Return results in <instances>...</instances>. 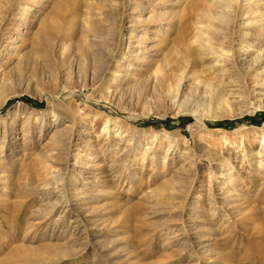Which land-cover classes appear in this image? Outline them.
<instances>
[{
	"label": "rangeland",
	"instance_id": "rangeland-1",
	"mask_svg": "<svg viewBox=\"0 0 264 264\" xmlns=\"http://www.w3.org/2000/svg\"><path fill=\"white\" fill-rule=\"evenodd\" d=\"M57 1L0 0V17L13 7L0 36V264H264V72L199 66L180 82L135 63L120 80L113 68L93 77V53H109L118 26L122 58L130 16L146 20L161 5L134 0L147 9L133 12L124 0L118 23L111 0H89L98 13L62 0L51 21ZM182 1L174 9L187 14L188 40L200 0ZM253 2L260 16L245 30L258 44L264 0ZM143 25L135 33L148 39L133 46L148 59L171 47L187 55L178 31Z\"/></svg>",
	"mask_w": 264,
	"mask_h": 264
},
{
	"label": "bare ground",
	"instance_id": "bare-ground-1",
	"mask_svg": "<svg viewBox=\"0 0 264 264\" xmlns=\"http://www.w3.org/2000/svg\"><path fill=\"white\" fill-rule=\"evenodd\" d=\"M68 1L70 2V4H74V6H77L79 4V0H68ZM131 1H133V5H132L133 12L143 11L147 9L144 5L143 6L141 5L142 3L139 4V3H136L134 0H131ZM131 1L128 0V2H131ZM150 1L155 2V4H160L161 7L158 8L157 11L151 10L150 11L151 15L146 20H136L137 18L135 19L133 15L131 16L129 15L131 18H133V21H132L133 26H131L132 28L130 30V33L128 37L126 38V40H128L127 51H125L124 53L126 57L121 58V51L123 50L122 47L125 43V39H123L124 32L122 31L123 29H122V26H120L121 25L120 24L117 30H115V35H117V39H114L115 35L112 34V36L113 35L114 36L111 38V42L108 40L110 42L109 43L110 45L108 47L109 53H106L105 51L106 53L105 56H104V53L102 52L101 54L100 51H99L100 53L99 52L93 53V55H97L99 58L101 57L100 59L98 58L99 60L97 59L98 61L96 62V64L92 63L93 66L91 70L93 71V77L98 75V77L103 79L110 73L111 71L110 69L113 68L115 72L113 71V73L112 74L110 73V75L116 78L117 80H120V78L122 77L124 73H125V76H128L129 71H131V69H137V67H135V63H140L141 65L145 64V65L153 66V67L156 66L155 71L161 70L164 72L165 75L169 74V75L175 76L178 81L180 79V82H182L187 77L189 78L192 75V74L189 75L191 72H194V74H196L199 71L198 70L199 66H202L201 67L202 69L211 68L213 69L214 72H219V73H222L223 75L225 74L236 75L238 76V78L240 77L245 78L247 77V75H249L250 73L258 69L264 72V43L259 49H257V55L249 59L251 55L253 54L252 52L254 51L252 48L258 47L259 44L264 41V35L259 34L257 37V40H259L257 41L258 44H255L256 42L252 40V34H251L252 32L250 33L249 31L245 30L246 27L253 25V22L255 21L254 20L252 23L249 21L250 22L249 23L246 20L248 17L249 18L252 17L251 15H254V13L256 12V10H254V7H255L254 3L256 2H253L255 0H200V1H196L195 3H191L190 10H191V14L195 18L194 25H196L197 30L195 33H193L192 37L188 38V40H186L187 38L185 37V35L187 34L186 33L187 21L185 19V15L187 16V14H184V10L182 9L181 10L174 9V6L178 5L179 4L178 2L180 0H150ZM61 2L62 0H58L57 2L54 3V5H52V8H51L52 10L50 14L48 15L51 21L56 20L55 19L56 17H60L61 7H58L59 6L58 3H61ZM258 4L263 5V2L258 3ZM10 5L3 9L2 12H4V14L3 16L0 17V36L3 35L2 28L7 22V18H6L7 13L13 10L12 9L13 7ZM96 5H99V4H96L89 0L86 1L85 7H87L88 10H85V11L95 10L97 11V13L101 12L100 9H97L98 7H96ZM180 5H182V3ZM126 6H129V5H127L126 2L124 3V0H122V2H119V0H111L110 9L112 13L114 12V14H117L118 16L117 20H119L118 23L123 22V20L125 19ZM184 7L186 8L185 5ZM258 12L260 13V11ZM258 12L256 13L258 14ZM85 13L90 14V12H85ZM91 16L92 15H90V17ZM262 16L263 15H261V17ZM259 19L260 17L257 16V20ZM175 22L178 23L176 29H175V24H174ZM256 22L257 21H255L254 24H257ZM261 22L263 24L264 20L262 19ZM142 23L145 25H156V26H161L162 24L163 25L166 24L165 25L166 31L168 32L174 31V30L178 31L179 34L177 37V42L178 44L187 45L185 46L188 51L187 55L183 54L182 51H180L179 49H175V48L171 49L172 48L171 47L170 49H168L167 52L161 51L163 52V54L161 55L158 54V57L160 56V58L148 59L147 54H146L148 51L144 50L145 48H143L142 46H138V45L133 46L134 43L142 44L148 39L146 35H142L137 32L135 33L136 28H137L136 25L142 24ZM52 24L54 23H51V25ZM216 25L220 27H216ZM55 26L58 27L57 24ZM57 27H55L54 29H56ZM154 30L152 31V33H154L155 35H159L162 33V32L159 33L158 31H156V29ZM44 31L47 32L48 31L47 28H45ZM48 34H50V32ZM10 38L12 39V43L14 44L19 41L18 36L16 37L12 36ZM94 38H95L94 40L92 39L93 43L91 44V46L97 45V43H95L97 39L96 37ZM1 39H2V36H1ZM51 42L52 40L50 37L43 36L42 42H38V44L41 43L42 46H44V49L48 48L49 50L51 47ZM1 46H2V42H0V48ZM59 48L61 49V47ZM141 50L143 52H141ZM170 50H173L172 52L177 53L176 58L172 60L170 59V52H171ZM49 54H52V53H49ZM92 59H93V56H92ZM126 60H128L127 64H126L127 62ZM98 69H101V70L99 71ZM164 82H166V80ZM4 83H5V79L1 78L0 79V89L3 88ZM160 84H162V82ZM75 115L80 116L81 115L80 111L76 112ZM78 119L79 118H77V120ZM84 119L85 118H83L82 120ZM70 124L71 125L67 124L65 129L69 132V142L71 143V139L73 138V133L76 131L74 130L75 126H77L78 123L76 122V119L75 120L72 119V123ZM33 250L36 251V249H33Z\"/></svg>",
	"mask_w": 264,
	"mask_h": 264
},
{
	"label": "trees",
	"instance_id": "trees-1",
	"mask_svg": "<svg viewBox=\"0 0 264 264\" xmlns=\"http://www.w3.org/2000/svg\"><path fill=\"white\" fill-rule=\"evenodd\" d=\"M30 102H32V101H30ZM37 105H39V103H36ZM185 119H187L186 117H185ZM188 119H190L189 117H188ZM166 123H168V122H170V119H167L166 121H165ZM220 125H224V123H219Z\"/></svg>",
	"mask_w": 264,
	"mask_h": 264
}]
</instances>
